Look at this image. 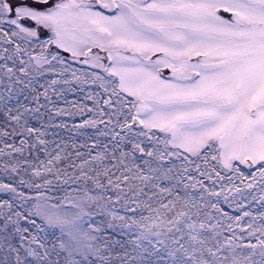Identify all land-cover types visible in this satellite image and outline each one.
I'll return each mask as SVG.
<instances>
[{
	"label": "snow or ice",
	"instance_id": "snow-or-ice-1",
	"mask_svg": "<svg viewBox=\"0 0 264 264\" xmlns=\"http://www.w3.org/2000/svg\"><path fill=\"white\" fill-rule=\"evenodd\" d=\"M0 264H264V0H0Z\"/></svg>",
	"mask_w": 264,
	"mask_h": 264
}]
</instances>
